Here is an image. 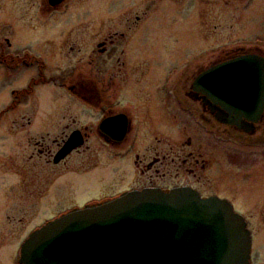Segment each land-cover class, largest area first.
<instances>
[{"label":"flooded vegetation","instance_id":"1","mask_svg":"<svg viewBox=\"0 0 264 264\" xmlns=\"http://www.w3.org/2000/svg\"><path fill=\"white\" fill-rule=\"evenodd\" d=\"M0 72L27 80L13 84L0 115V135L13 141L0 174L21 179L0 201V264H24L30 237L74 209L178 189L230 203L255 264L264 250V0H0ZM44 90L47 106L38 105Z\"/></svg>","mask_w":264,"mask_h":264},{"label":"water","instance_id":"2","mask_svg":"<svg viewBox=\"0 0 264 264\" xmlns=\"http://www.w3.org/2000/svg\"><path fill=\"white\" fill-rule=\"evenodd\" d=\"M207 89L217 99L219 80ZM251 248L245 219L226 201L147 190L49 223L26 243L24 264H250Z\"/></svg>","mask_w":264,"mask_h":264},{"label":"rangeland","instance_id":"3","mask_svg":"<svg viewBox=\"0 0 264 264\" xmlns=\"http://www.w3.org/2000/svg\"><path fill=\"white\" fill-rule=\"evenodd\" d=\"M15 80L17 82H15ZM15 80H8L7 78H4L3 73L0 72V115L8 107V105L10 104V100L12 98L11 93H12L13 84H15L14 85L15 87H24L27 84V80L24 81V82H22L23 80H21V79H15ZM48 93H49L48 90H46V91L44 90L42 92V94H40L41 100H39L38 105H46V106L49 105V102L47 104V99H48V96H49ZM33 100H35V99H32V102H34ZM25 104L26 105H30L28 103H25ZM9 120H10L9 117L5 115V117H3L1 119V123L2 122L3 123H7ZM1 128H3V125L0 126V130H1ZM0 133H1V131H0ZM0 137H1L0 138V156L4 157V156L8 155V153H12V150H10V146L9 145H12L13 141H12V139H11V141H9V139L7 138V135H4L3 137L0 135ZM15 143H18V141L15 142ZM12 180H14V179H12L10 176L0 174V194H1L0 195V201L2 200V196L5 197V201H8V202L10 201L8 198H6L5 187L10 186L11 183H13L12 185H14V183L18 184L21 179L20 178H15V180H14L15 182H12ZM64 180H65V178L59 179V181L54 184L52 189L57 188V186L61 185L64 182ZM237 180L238 179H236L235 177H232L231 174H229L228 178L226 179V182L229 183L230 185L236 184V186H237L238 183H239V181L236 182ZM224 190H225V192L227 194L230 193V188H227V189H224ZM64 191L65 190L62 189V192H64ZM89 196H92V195L88 194L87 196L83 197L84 199H82L81 194L79 196L76 191H75V194H72V197H77L80 201H83V200H86V199H90ZM4 197H3V200H4ZM54 210L48 209V211L46 212L47 216L49 217ZM242 210H244L246 212L245 209H241V211ZM256 228L261 233L264 231V226H256ZM263 238H264V236H262V239H260V240L258 239V243H259V241L263 242L264 241ZM258 249H260V255L255 258V264H264V250L261 247L258 248Z\"/></svg>","mask_w":264,"mask_h":264}]
</instances>
